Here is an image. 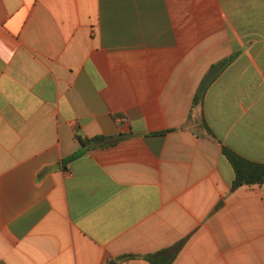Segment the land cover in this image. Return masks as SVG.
<instances>
[{
  "label": "crops",
  "instance_id": "1",
  "mask_svg": "<svg viewBox=\"0 0 264 264\" xmlns=\"http://www.w3.org/2000/svg\"><path fill=\"white\" fill-rule=\"evenodd\" d=\"M224 147L264 163V0H0V264H264Z\"/></svg>",
  "mask_w": 264,
  "mask_h": 264
},
{
  "label": "trees",
  "instance_id": "2",
  "mask_svg": "<svg viewBox=\"0 0 264 264\" xmlns=\"http://www.w3.org/2000/svg\"><path fill=\"white\" fill-rule=\"evenodd\" d=\"M231 61L232 58H229L212 66L211 70L204 78L202 84L200 85L195 95L194 105L203 104L206 93L211 83L231 63ZM204 127L209 135H213L212 130L206 123H204ZM78 138L81 143V149L77 151L72 157H70L68 161L81 156L89 147L100 144L105 145L107 143L115 141V138L104 137V136L95 137L92 139L83 138L81 136H79ZM223 153L230 161L236 172V179L233 185V190L243 185L264 184V163L251 161L243 157L242 155L238 154L236 151L227 147H224ZM178 248L180 249L179 246ZM164 254H168V259L163 261L161 256ZM176 255H177V251L175 252L172 249H168L152 255H148L145 257V259L151 262L152 264H171L174 258L176 257Z\"/></svg>",
  "mask_w": 264,
  "mask_h": 264
}]
</instances>
